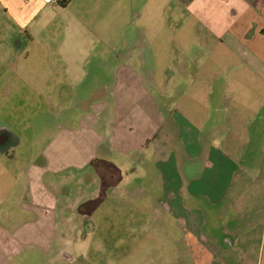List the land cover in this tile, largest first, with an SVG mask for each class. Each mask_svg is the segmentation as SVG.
Returning <instances> with one entry per match:
<instances>
[{"label": "crops", "instance_id": "1", "mask_svg": "<svg viewBox=\"0 0 264 264\" xmlns=\"http://www.w3.org/2000/svg\"><path fill=\"white\" fill-rule=\"evenodd\" d=\"M71 2L0 0V51L30 52L41 36L48 45L49 22ZM151 3L161 10H132L128 59L115 56L110 86L81 96L78 121L57 124L66 107L44 114L43 162L39 151L17 156L22 137L0 123V264L73 263L93 215L121 194L150 197L156 233L174 245L169 263L159 250L143 260L264 264V0ZM90 138L83 169L51 167L63 142Z\"/></svg>", "mask_w": 264, "mask_h": 264}, {"label": "rangeland", "instance_id": "2", "mask_svg": "<svg viewBox=\"0 0 264 264\" xmlns=\"http://www.w3.org/2000/svg\"><path fill=\"white\" fill-rule=\"evenodd\" d=\"M145 1L72 0L67 9L58 10V16H53L49 22L54 30L50 36L52 44L48 39L45 41L48 45H45L41 36V41L30 52L0 51V83H6L3 86L10 96L0 100V123L7 122L22 137L17 156L27 159L30 154L35 157L39 151V157H36L38 162L39 159L43 162L45 158L41 153L47 145V124L51 119V113L44 114L54 111L58 115V109L66 107L68 115L60 114L56 122L69 121L71 126L88 106L80 100L81 96L99 87L102 81L110 86L115 56L128 59L124 58L127 56L128 30L123 29L132 23V10H139L144 15L154 12L155 7L162 8L156 3L145 4ZM118 48L121 50L115 51ZM5 63L8 67L4 69ZM19 64L23 66L21 74L16 71ZM26 78L29 83L22 81ZM32 141L34 145H31ZM66 144L62 143L66 157L57 155V161L51 163L54 169H83L87 162L84 153L96 152L91 138L86 145ZM146 199L150 200V197L132 201L122 194L107 199L92 217L89 248L80 252L73 263L58 264H152V260H143L142 255L153 257L155 250L162 251L161 256H167L164 263L171 262L174 245L162 241L156 233L160 224L144 208L148 205ZM252 199L254 201L255 197ZM164 222L173 225V228L168 227L171 233L167 237L180 234L175 229L174 219L167 218Z\"/></svg>", "mask_w": 264, "mask_h": 264}, {"label": "trees", "instance_id": "3", "mask_svg": "<svg viewBox=\"0 0 264 264\" xmlns=\"http://www.w3.org/2000/svg\"><path fill=\"white\" fill-rule=\"evenodd\" d=\"M65 2L66 0H62L61 2H59V4L64 5Z\"/></svg>", "mask_w": 264, "mask_h": 264}, {"label": "built area", "instance_id": "4", "mask_svg": "<svg viewBox=\"0 0 264 264\" xmlns=\"http://www.w3.org/2000/svg\"><path fill=\"white\" fill-rule=\"evenodd\" d=\"M51 1H55L57 3L61 2L62 0H51Z\"/></svg>", "mask_w": 264, "mask_h": 264}]
</instances>
